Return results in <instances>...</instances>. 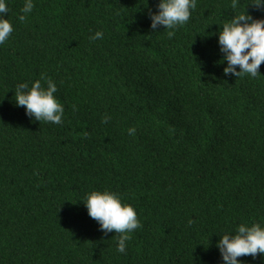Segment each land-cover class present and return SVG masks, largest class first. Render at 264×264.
Here are the masks:
<instances>
[{
	"label": "trees",
	"instance_id": "1",
	"mask_svg": "<svg viewBox=\"0 0 264 264\" xmlns=\"http://www.w3.org/2000/svg\"><path fill=\"white\" fill-rule=\"evenodd\" d=\"M7 2L0 264H222L219 237L264 225V62L256 77L225 76L217 35L250 0H196L187 23L157 32L159 0H33L27 14L24 0ZM49 78L60 124L14 100L19 84ZM105 190L141 225L124 253L82 202Z\"/></svg>",
	"mask_w": 264,
	"mask_h": 264
},
{
	"label": "clouds",
	"instance_id": "2",
	"mask_svg": "<svg viewBox=\"0 0 264 264\" xmlns=\"http://www.w3.org/2000/svg\"><path fill=\"white\" fill-rule=\"evenodd\" d=\"M239 0H232L231 7L236 9ZM251 5L257 9H264V0H250L246 10L233 16L223 23L217 31L219 50L223 54L222 61L227 64L223 68L225 76H240L247 74L256 77L262 62H264V19H254L247 11ZM34 8L33 0H24L22 13H31ZM196 8V0H159L157 11L150 13L151 29L153 32L163 26L164 29H175L188 22L191 10ZM8 13L7 0H0V44H3L13 32L12 23L6 18ZM21 21L24 15L18 17ZM173 31L168 32L171 37ZM103 33L97 31L90 39H102ZM237 67L239 71H237ZM41 79H45L41 77ZM56 84L49 78L47 87L41 86L40 80L32 83H21L16 87V106H23L25 114L37 121L60 124L64 108L55 98ZM105 118V122H106ZM134 128L128 129L133 135ZM90 218L94 219L99 229L105 234L115 232L120 234L117 241V251L124 253L129 233L139 228L140 222L135 209L129 204H123L119 196L107 190L92 191L86 194L82 201ZM222 264H243L238 259L242 256L257 254L264 256V225L253 223L251 226L240 224L235 234L225 233L216 243Z\"/></svg>",
	"mask_w": 264,
	"mask_h": 264
}]
</instances>
